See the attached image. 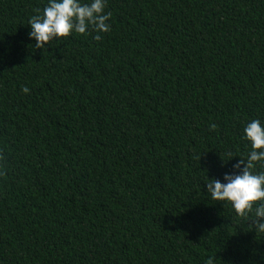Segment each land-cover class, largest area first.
Masks as SVG:
<instances>
[{
    "label": "trees",
    "instance_id": "16d2710c",
    "mask_svg": "<svg viewBox=\"0 0 264 264\" xmlns=\"http://www.w3.org/2000/svg\"><path fill=\"white\" fill-rule=\"evenodd\" d=\"M45 4L0 0V264H264L205 186L264 123V0H106L37 49Z\"/></svg>",
    "mask_w": 264,
    "mask_h": 264
},
{
    "label": "clouds",
    "instance_id": "9594fccd",
    "mask_svg": "<svg viewBox=\"0 0 264 264\" xmlns=\"http://www.w3.org/2000/svg\"><path fill=\"white\" fill-rule=\"evenodd\" d=\"M106 0H46L45 6L33 15L28 25V37L35 41V48L68 37L72 33L86 34L88 29L97 34L110 31L111 13L105 11ZM100 39V35L96 36ZM28 94L30 89H21ZM212 127H215L213 125ZM243 139L249 142L250 151L245 159L233 165L232 173H225L223 182L216 178L205 183L206 194L214 201L227 202L236 214H252V226L264 232V171L255 172L257 164L264 167V123L251 119L243 128ZM231 159V158H230ZM229 159V160H230ZM207 264H214L213 257Z\"/></svg>",
    "mask_w": 264,
    "mask_h": 264
}]
</instances>
